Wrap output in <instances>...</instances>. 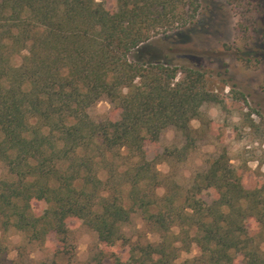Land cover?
<instances>
[{
	"label": "trees",
	"instance_id": "trees-1",
	"mask_svg": "<svg viewBox=\"0 0 264 264\" xmlns=\"http://www.w3.org/2000/svg\"><path fill=\"white\" fill-rule=\"evenodd\" d=\"M106 1L0 0L1 229L53 233L65 249L73 219L114 248L140 211L159 241L114 264H264V181L247 189L222 155L181 189L147 158L170 128L192 148L191 122L220 104L205 72L151 44L196 25L198 0ZM103 100L117 120L91 118ZM192 245L199 255L178 263Z\"/></svg>",
	"mask_w": 264,
	"mask_h": 264
},
{
	"label": "rangeland",
	"instance_id": "rangeland-1",
	"mask_svg": "<svg viewBox=\"0 0 264 264\" xmlns=\"http://www.w3.org/2000/svg\"><path fill=\"white\" fill-rule=\"evenodd\" d=\"M106 4L111 10L117 8V0H107ZM198 4L196 25L156 37L151 44L166 62L205 72L208 89L220 104H205L201 116L191 122L196 132L192 148L184 152L186 139L170 128L159 143L146 147L147 158L163 183L171 179L185 189L197 173L209 170L223 155L250 189L264 181V0H198ZM89 113L97 123L119 118L108 100L99 102ZM172 151L177 154L169 157ZM6 177L7 170L0 163V179ZM164 193L162 187L157 190L158 196ZM67 227L65 249L53 233L38 243L30 242L23 232H4L0 227V260L3 264H114L115 256L126 258L135 244L159 241V235L145 226L140 211L124 226V239L114 248L101 244L94 230L73 219ZM60 249L63 258L57 255ZM198 255V248L192 245L190 251L179 252L177 262Z\"/></svg>",
	"mask_w": 264,
	"mask_h": 264
}]
</instances>
